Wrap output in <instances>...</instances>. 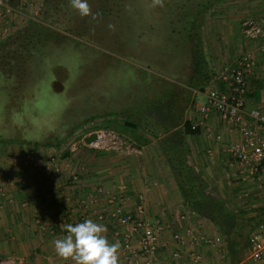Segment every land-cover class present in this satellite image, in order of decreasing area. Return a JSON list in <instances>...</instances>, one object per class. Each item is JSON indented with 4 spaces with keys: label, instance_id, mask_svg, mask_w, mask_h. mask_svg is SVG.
Returning <instances> with one entry per match:
<instances>
[{
    "label": "rangeland",
    "instance_id": "obj_1",
    "mask_svg": "<svg viewBox=\"0 0 264 264\" xmlns=\"http://www.w3.org/2000/svg\"><path fill=\"white\" fill-rule=\"evenodd\" d=\"M88 2L91 13L81 17L70 0H36L18 29L31 27L32 44L22 40L16 54L9 47L0 57V158L11 168L27 160L20 150L65 132L68 143L83 128L125 136L134 132L128 122L154 127L157 111L174 100L185 106L175 89L189 78L198 45L207 64L229 66L257 47L239 35L242 20L264 13V0ZM260 176L231 184L230 207H258L264 169Z\"/></svg>",
    "mask_w": 264,
    "mask_h": 264
},
{
    "label": "crops",
    "instance_id": "obj_2",
    "mask_svg": "<svg viewBox=\"0 0 264 264\" xmlns=\"http://www.w3.org/2000/svg\"><path fill=\"white\" fill-rule=\"evenodd\" d=\"M35 2L9 0L10 11L0 7V42L20 31L19 23L23 19L26 22L28 17L24 12L33 8ZM263 16L264 13L258 15ZM239 35L244 39L240 27ZM252 43L257 46L253 50L256 65L247 75V107L264 110V51L260 49V42ZM224 68L208 64L210 79L206 82L193 80V68H190L189 78L175 89V95L185 106H179L174 100V106L169 104L165 112L178 115L173 116L177 123L191 120L192 124L199 125L200 133L187 136L186 143L189 163L205 181L207 193L226 200L227 207L235 213L249 210L245 216L252 217L255 215L252 206L232 208L227 199L234 198L233 194L229 195L234 181L246 182L250 178L239 168L230 166L229 150L241 139L239 129L224 123L215 111L205 118L195 108L197 104L203 105L197 94L206 97L211 87L222 85L216 77ZM204 83L209 89L205 87L202 92L200 88ZM154 118V127L139 125L134 129V136L125 135L144 148L141 156L92 149L82 144L72 151V144L81 137V129L73 133V140L67 144L65 141L72 132L51 139L47 145L20 150L28 152V157L17 168H11L4 157L0 158V185L3 184L0 189V264H76L74 260L60 257L54 242L64 238L68 224L86 219L103 225L110 243H119V264H145L140 250V232L134 233L132 224L122 223L113 216L116 206L136 215L140 204L145 209L144 219L157 230L160 241L157 264H231L223 234L213 221L186 201L162 153L160 142L166 135L164 129L173 131L175 123L161 114ZM218 135L222 136L221 141L216 139ZM12 177L15 179L9 183L7 180ZM257 180L261 183V176ZM244 195L248 194L241 193L238 198ZM260 196L261 193L257 198ZM257 205L263 206L264 200ZM176 235L180 238H175ZM205 238L209 242L203 241ZM252 247L241 250L242 260L236 264H255L251 259ZM175 252L180 254L178 258L173 256Z\"/></svg>",
    "mask_w": 264,
    "mask_h": 264
},
{
    "label": "built area",
    "instance_id": "obj_3",
    "mask_svg": "<svg viewBox=\"0 0 264 264\" xmlns=\"http://www.w3.org/2000/svg\"><path fill=\"white\" fill-rule=\"evenodd\" d=\"M8 2L9 0H0V7L10 11L11 7H8ZM240 33L246 43L260 42V49L264 51V16L244 18L240 25ZM255 65V53L253 50H245L233 65L225 67L217 75L216 78L223 87H211L206 93V103L197 104L195 108L205 118L211 111H215L224 123L234 125L239 129L241 139L229 150L230 166L239 168L245 176L257 178L264 164V110L247 107V75L253 71ZM198 126L196 123L192 124L193 129ZM92 134H95V139L86 143L85 138ZM216 139L221 141L222 136L218 135ZM78 142L88 148L107 152L130 156L144 154L143 147L112 129L83 128L80 139L71 146L72 151L77 150ZM142 198L141 195L140 199ZM137 209V214L133 215L125 212L122 206H116L113 216L122 223L132 224L134 233L140 232V250L144 263L157 264L160 248L157 230L154 225L144 219V206L140 204ZM175 238H180V235H176ZM203 241L209 242V239L205 238ZM252 242L251 259L255 264H264V223L252 233ZM173 256L178 258L180 254L175 252Z\"/></svg>",
    "mask_w": 264,
    "mask_h": 264
},
{
    "label": "trees",
    "instance_id": "obj_4",
    "mask_svg": "<svg viewBox=\"0 0 264 264\" xmlns=\"http://www.w3.org/2000/svg\"><path fill=\"white\" fill-rule=\"evenodd\" d=\"M211 2L212 0H209V2L206 0V3L208 4H211ZM202 6H206V4H203ZM196 13L200 15L201 11L197 9ZM251 18L259 17L258 15H254ZM30 32L34 31H32L31 27L28 25L24 30V33H22V30H20L15 36H10L4 41L0 42V57L3 56L2 53H4V49L9 47V51H13L16 54L17 49L19 48V46L16 45H19L18 43L21 44L22 40L23 43L21 46L23 47H25L24 44L26 42L32 44L33 40L27 38H30L28 35ZM192 38L196 41H200L198 34H193ZM207 67V58L201 49V45H198L192 61L193 80H205V82L209 81L210 76L207 73ZM205 85L200 88L202 92L205 91ZM220 87L223 86L220 85ZM160 114L164 118H167L171 123H175L173 131L165 127L166 129H164V133L166 135L164 138H162L160 146L178 186L185 196L186 201L190 203L191 207L201 212L202 215L206 216L217 225L218 229L223 234L225 241L227 242L231 257V264L239 263L242 260L241 250L253 245L251 232L254 231L260 224L264 223V205L254 208V216H245L250 212L249 210L243 214L235 213L227 207L226 200L215 197L211 193H207L205 181L200 176H198L194 167H192L189 163L190 151L186 143V137L199 134L200 128L197 127L193 129L191 120L177 123L176 119H173V116H176L177 118L178 115L176 114L171 115L169 112L166 113L162 110L157 111L156 115ZM125 124L132 126L133 129H137L139 127V124L137 123L128 122ZM50 142L51 139L45 142H34L33 145H47ZM261 167L263 168L264 164H262ZM262 168L260 169V173L262 172ZM242 219L244 223H241Z\"/></svg>",
    "mask_w": 264,
    "mask_h": 264
},
{
    "label": "clouds",
    "instance_id": "obj_5",
    "mask_svg": "<svg viewBox=\"0 0 264 264\" xmlns=\"http://www.w3.org/2000/svg\"><path fill=\"white\" fill-rule=\"evenodd\" d=\"M70 6L81 17L91 13L88 0H70ZM65 232L64 238L54 242L56 253L64 260L71 259L76 264H119L120 245L109 242L103 225L86 219L68 224Z\"/></svg>",
    "mask_w": 264,
    "mask_h": 264
},
{
    "label": "water",
    "instance_id": "obj_6",
    "mask_svg": "<svg viewBox=\"0 0 264 264\" xmlns=\"http://www.w3.org/2000/svg\"><path fill=\"white\" fill-rule=\"evenodd\" d=\"M95 137H96L95 134H92V135H90V136H88V137L85 138V142L86 143H89L90 141L94 140Z\"/></svg>",
    "mask_w": 264,
    "mask_h": 264
}]
</instances>
